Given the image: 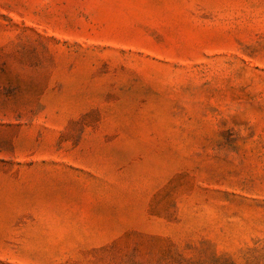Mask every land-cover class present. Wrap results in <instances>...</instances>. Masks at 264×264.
<instances>
[{
  "label": "rangeland",
  "instance_id": "obj_1",
  "mask_svg": "<svg viewBox=\"0 0 264 264\" xmlns=\"http://www.w3.org/2000/svg\"><path fill=\"white\" fill-rule=\"evenodd\" d=\"M0 264H264V0H0Z\"/></svg>",
  "mask_w": 264,
  "mask_h": 264
}]
</instances>
